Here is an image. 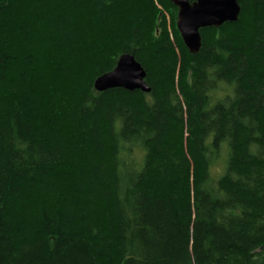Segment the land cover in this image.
Here are the masks:
<instances>
[{
	"label": "trees",
	"instance_id": "1",
	"mask_svg": "<svg viewBox=\"0 0 264 264\" xmlns=\"http://www.w3.org/2000/svg\"><path fill=\"white\" fill-rule=\"evenodd\" d=\"M154 1L0 0V264H264V0L200 30L197 55ZM21 10L92 65L65 118L12 70L3 22ZM123 54L149 93L94 90Z\"/></svg>",
	"mask_w": 264,
	"mask_h": 264
},
{
	"label": "rangeland",
	"instance_id": "2",
	"mask_svg": "<svg viewBox=\"0 0 264 264\" xmlns=\"http://www.w3.org/2000/svg\"><path fill=\"white\" fill-rule=\"evenodd\" d=\"M154 4L157 9L161 8L156 4V0L154 1ZM75 8L77 9V7ZM77 11L79 14L85 15V18H75L72 16L70 17V23L73 25L84 24L87 26L90 23V18L88 17L92 16L91 14L89 15V10L77 9ZM22 13H24V10L18 12L17 15L9 16V18L7 15L3 22V26L8 29V31L4 32V34L8 36V38H5V41L7 45L12 48L14 53L13 57L10 58L11 64H13L15 68L12 70L21 82L27 79L30 83L35 82L33 84L35 92L37 91V93L43 94L42 97L46 103L43 108L44 110H42L44 113L50 112V114H53V111H56L55 108L59 106L60 109L57 108L58 111H56V113L58 116L65 118L66 115L64 114L63 117L62 113H64L68 107L66 102L70 104L69 98H71L73 94L72 92L76 90L75 88L83 85V80L77 81L78 77L80 75L84 77L91 71H89V69H83L85 68L84 65H86V63L89 66V62L85 61L88 56H85L81 52L84 50L75 51V49L73 50L65 47L58 38V27H46L45 30L36 33L37 29L34 27V21H32L33 18L31 19L29 15L26 17ZM70 15H72V11L70 12ZM163 15L166 21L168 33L170 34L172 46L177 53L178 60H180L177 44L171 34L172 29L170 14L163 11ZM4 27L2 29H4ZM19 28H24L25 31L23 34L18 32ZM26 33H29L28 36ZM8 51L9 50L6 52ZM24 52L26 54H23ZM89 67L93 69L92 65ZM75 70H79L78 73L80 74L78 75ZM62 71H65L66 73H63ZM69 80L74 82V84L71 82L69 83ZM73 85L74 88L69 94L68 90H71ZM39 102L43 105V100ZM141 157L143 158V154L141 151H138L136 153V158L141 159ZM225 158V152L221 151L220 158L215 160L210 166L209 173L213 179H217L222 175L224 171ZM189 182L191 183V178Z\"/></svg>",
	"mask_w": 264,
	"mask_h": 264
},
{
	"label": "water",
	"instance_id": "3",
	"mask_svg": "<svg viewBox=\"0 0 264 264\" xmlns=\"http://www.w3.org/2000/svg\"><path fill=\"white\" fill-rule=\"evenodd\" d=\"M177 9L176 30L184 47L191 55L201 48L200 30L220 28L224 24L238 21L240 7L237 0H166ZM146 73L131 54L119 57L115 68L99 76L93 84L96 92L121 89L127 92L149 93L145 81Z\"/></svg>",
	"mask_w": 264,
	"mask_h": 264
},
{
	"label": "bare ground",
	"instance_id": "4",
	"mask_svg": "<svg viewBox=\"0 0 264 264\" xmlns=\"http://www.w3.org/2000/svg\"><path fill=\"white\" fill-rule=\"evenodd\" d=\"M227 29V28H226ZM224 30V29H223ZM232 30H233V27H232ZM230 31V30H229ZM232 32V31H231ZM227 54V53H226ZM187 68V67H186ZM204 113V112H203ZM250 182V181H249ZM243 185V184H242ZM253 189V188H252ZM230 201V200H229ZM220 228V227H219ZM259 252V251H258Z\"/></svg>",
	"mask_w": 264,
	"mask_h": 264
}]
</instances>
